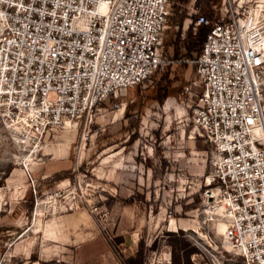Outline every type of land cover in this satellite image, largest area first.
I'll list each match as a JSON object with an SVG mask.
<instances>
[{"label":"rangeland","instance_id":"rangeland-1","mask_svg":"<svg viewBox=\"0 0 264 264\" xmlns=\"http://www.w3.org/2000/svg\"><path fill=\"white\" fill-rule=\"evenodd\" d=\"M259 3L170 0L168 64L132 86L121 109L104 104L39 149L18 144L0 118V264H77L75 247L96 231L121 264L242 263L218 232L224 222L202 213L210 163L192 119V59L208 29L195 25L199 14Z\"/></svg>","mask_w":264,"mask_h":264},{"label":"built area","instance_id":"built-area-1","mask_svg":"<svg viewBox=\"0 0 264 264\" xmlns=\"http://www.w3.org/2000/svg\"><path fill=\"white\" fill-rule=\"evenodd\" d=\"M170 0H0V118L39 149L68 123L168 64ZM192 59L200 86L192 119L210 170L202 213L226 222L241 264H264V4L226 8Z\"/></svg>","mask_w":264,"mask_h":264},{"label":"crops","instance_id":"crops-1","mask_svg":"<svg viewBox=\"0 0 264 264\" xmlns=\"http://www.w3.org/2000/svg\"><path fill=\"white\" fill-rule=\"evenodd\" d=\"M77 264H121L110 237L96 231L75 247Z\"/></svg>","mask_w":264,"mask_h":264},{"label":"trees","instance_id":"trees-1","mask_svg":"<svg viewBox=\"0 0 264 264\" xmlns=\"http://www.w3.org/2000/svg\"><path fill=\"white\" fill-rule=\"evenodd\" d=\"M205 33H206V28L203 30V38L205 37ZM168 94H169V87L167 85L161 86L160 93H159L160 99L163 100Z\"/></svg>","mask_w":264,"mask_h":264},{"label":"bare ground","instance_id":"bare-ground-1","mask_svg":"<svg viewBox=\"0 0 264 264\" xmlns=\"http://www.w3.org/2000/svg\"><path fill=\"white\" fill-rule=\"evenodd\" d=\"M71 123H72V122L68 123L67 126L70 125ZM217 220H218V221H223V222H224V226H223V229H224V230H223V232H220L218 227H217V229H218V232H219L220 234H222V233L224 234V241L227 242V238H226V235H225L226 222H225L224 220H222V219H217ZM218 225H220V222L218 223ZM227 243H228V242H227Z\"/></svg>","mask_w":264,"mask_h":264}]
</instances>
